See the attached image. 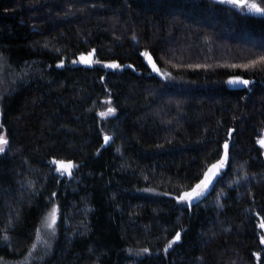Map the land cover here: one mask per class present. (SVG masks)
Returning a JSON list of instances; mask_svg holds the SVG:
<instances>
[{"label": "trees", "instance_id": "obj_1", "mask_svg": "<svg viewBox=\"0 0 264 264\" xmlns=\"http://www.w3.org/2000/svg\"><path fill=\"white\" fill-rule=\"evenodd\" d=\"M262 56L264 18L217 0H0V260L57 203L27 264H264ZM225 140L211 188L178 201Z\"/></svg>", "mask_w": 264, "mask_h": 264}, {"label": "snow or ice", "instance_id": "obj_2", "mask_svg": "<svg viewBox=\"0 0 264 264\" xmlns=\"http://www.w3.org/2000/svg\"><path fill=\"white\" fill-rule=\"evenodd\" d=\"M221 3H227L232 4L236 7H239L241 11H244L245 8L252 13L260 15L262 18H264V7L261 6V4L254 2H250V0H220ZM93 55L92 52H89L87 54L88 57H91ZM145 55H148L146 52ZM149 59H151L149 57ZM81 60L86 63L90 64L92 63V60L85 57L84 54H81ZM258 60L264 61V56L259 57ZM61 63H63L61 61ZM251 64H255L256 61H251ZM112 66L116 67L115 62H112ZM230 83H242L247 85L249 83L248 80H244L241 77H230ZM116 111L115 108L109 107L105 112H101V116L109 115L111 113H114ZM231 131V130H230ZM105 141L107 142L110 137L105 135L104 137ZM257 142L261 144V146H264V136L258 137ZM8 143V139L5 133L0 132V152H3L5 150V146ZM229 143L227 140L224 142V153L220 156V158L208 166V169L203 173V177L198 180V182L192 186L190 189L183 191L176 197L178 201H190L195 197H199L203 194V192L208 188L209 184L213 181V178L216 177L221 169L224 168L226 161L229 159V153H228ZM53 163L57 166L56 170L61 172L63 174L64 172H67L68 175H71V169L75 167V164L73 161H63V160H56L53 158ZM55 195V193H53ZM58 216V207L56 205H53L50 211L47 213V216L45 217V220L43 222V228L51 230V232L55 233V225L57 221ZM260 228H264V220H262L259 224ZM180 232L177 231L176 235L172 237L171 240L168 241V243L165 245V248H169L174 241H178L180 239ZM36 236L38 240H43V237L41 236V228L38 227L36 230ZM4 239H7V236L5 235ZM261 243H264V236L260 237ZM45 244H48V241H43ZM37 247V244L34 242L31 245L32 249H35ZM131 251V249H130ZM141 252H148L149 250L147 248L141 249ZM31 253H29V256ZM260 254L257 253V256ZM29 256H26L24 259L25 261L28 260Z\"/></svg>", "mask_w": 264, "mask_h": 264}, {"label": "rangeland", "instance_id": "obj_3", "mask_svg": "<svg viewBox=\"0 0 264 264\" xmlns=\"http://www.w3.org/2000/svg\"><path fill=\"white\" fill-rule=\"evenodd\" d=\"M258 1L259 0H254V2H256V3H258ZM250 2H252V0H250ZM244 12L245 13H248V14H251V15H255V16H260V15H258V14H255V13H252V12H249L246 8H245V10H244ZM85 57H87V58H91V57H88L87 55H84ZM79 60V59H78ZM78 60H76V63L78 62ZM94 64L96 65V64H99L98 63V61L97 60H95L94 59ZM157 72H158V74H164L163 72H159L158 70H157ZM1 75L2 74H0V86H2L3 84V80L1 79ZM109 108V105H107L106 107H105V109H103L102 110V112H105L107 109ZM0 129H1V112H0ZM2 132V131H1ZM4 133V132H3ZM262 149H263V152H264V146H262ZM264 154V153H263ZM67 174V172H64V174ZM219 175V174H218ZM205 192H206V190L203 192V194L202 195H200L199 197H195V198H193L192 200H190V201H181V202H183V203H192V202H195V201H197L198 199H200L201 198V196H203L204 194H205ZM53 205H56L57 206V203H53ZM52 205V206H53ZM52 208V207H51ZM50 208V209H51ZM50 209L47 211V213L50 211ZM47 213L44 215V218H43V220H42V223H41V225H40V228H41V236L43 237V240H38L37 238H36V241H35V243L37 244V247L35 248V249H32V251L30 250V253H31V255L29 256V254H28V256H29V258H33L34 256H35V252L36 251H41V252H45V250L50 246V244L52 243V241H53V239H54V236H55V234H56V225H55V233L53 234L52 232H51V230H48V229H44L43 228V222H44V220H45V217L47 216ZM58 217V216H57ZM43 241H48V244H45ZM35 253V254H34ZM28 258V259H29ZM27 262H28V260L27 261H25V259H21V260H16V261H1L0 260V264H27Z\"/></svg>", "mask_w": 264, "mask_h": 264}, {"label": "water", "instance_id": "obj_4", "mask_svg": "<svg viewBox=\"0 0 264 264\" xmlns=\"http://www.w3.org/2000/svg\"><path fill=\"white\" fill-rule=\"evenodd\" d=\"M217 1H220V0H217ZM149 57H150L151 59H149ZM89 59H91V58H89ZM144 61L146 62V64H147L152 70H156V69H157V64L155 63L153 57H152L149 53H148V55H144ZM115 63H116V65H118L117 62H115ZM107 66H108L110 69H115L116 67H118V69H121V68H122V66H119V65L116 66V67H113V66H112V63H108ZM234 84L237 85V86H239V87H241V86H246L245 84H242V83H234ZM224 167H225V166H224ZM223 169H224V168H223ZM223 169H221V170H223ZM217 176H218V175H217ZM217 176L213 178V181L209 184V186H208V188H207L206 190H208V189L211 188V186H212L213 183L215 182V179L217 178Z\"/></svg>", "mask_w": 264, "mask_h": 264}, {"label": "flooded vegetation", "instance_id": "obj_5", "mask_svg": "<svg viewBox=\"0 0 264 264\" xmlns=\"http://www.w3.org/2000/svg\"><path fill=\"white\" fill-rule=\"evenodd\" d=\"M94 61V60H93ZM78 64H86V63H84L82 60H81V57L79 58V60H78ZM88 66H93V62L92 63H90V64H88Z\"/></svg>", "mask_w": 264, "mask_h": 264}, {"label": "bare ground", "instance_id": "obj_6", "mask_svg": "<svg viewBox=\"0 0 264 264\" xmlns=\"http://www.w3.org/2000/svg\"><path fill=\"white\" fill-rule=\"evenodd\" d=\"M91 60H92V62H93V57H91ZM108 63H109V62H108ZM108 63H103V66L109 68V67L107 66ZM109 69H110V68H109ZM112 70H114V69H112Z\"/></svg>", "mask_w": 264, "mask_h": 264}]
</instances>
